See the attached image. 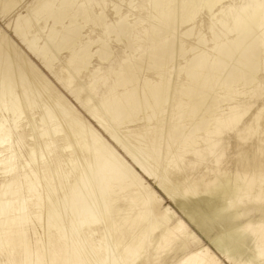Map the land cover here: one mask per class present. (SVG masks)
<instances>
[{
  "label": "bare ground",
  "instance_id": "obj_1",
  "mask_svg": "<svg viewBox=\"0 0 264 264\" xmlns=\"http://www.w3.org/2000/svg\"><path fill=\"white\" fill-rule=\"evenodd\" d=\"M0 16V264H264V0Z\"/></svg>",
  "mask_w": 264,
  "mask_h": 264
},
{
  "label": "rangeland",
  "instance_id": "obj_2",
  "mask_svg": "<svg viewBox=\"0 0 264 264\" xmlns=\"http://www.w3.org/2000/svg\"><path fill=\"white\" fill-rule=\"evenodd\" d=\"M93 2H97L98 0H92ZM5 21H4V18L2 17V16H0V28L1 29H4L5 31H6V33L9 35V36H11L13 39H15V40H17L16 38H15V36L10 32V30H8L7 29V27L5 26ZM40 64V63H39ZM40 66L42 67V65L40 64ZM52 78V77H51ZM52 79H54V78H52ZM54 81H55V79H54ZM56 82V81H55ZM60 87V86H59ZM61 88V87H60ZM62 89V88H61ZM62 91H64L63 89H62ZM65 92V94H67L66 93V91H64ZM69 97H70V99L71 100H73V98L70 96V95H68ZM82 99H84V98H82ZM73 102L75 103V104H77L74 100H73ZM78 105V104H77ZM82 110V109H81ZM83 111V110H82ZM84 112V114H86L85 113V111H83Z\"/></svg>",
  "mask_w": 264,
  "mask_h": 264
}]
</instances>
